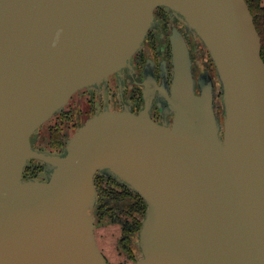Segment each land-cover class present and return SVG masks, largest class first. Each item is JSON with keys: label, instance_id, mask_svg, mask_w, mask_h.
<instances>
[{"label": "water", "instance_id": "1", "mask_svg": "<svg viewBox=\"0 0 264 264\" xmlns=\"http://www.w3.org/2000/svg\"><path fill=\"white\" fill-rule=\"evenodd\" d=\"M158 6L206 46L222 122L213 78L194 77L173 30L162 121L148 101L138 113L105 108L60 152L33 146L76 91L122 78ZM29 159L45 179L23 177ZM97 171L147 202L131 263L97 244ZM0 264H264V60L246 0H0Z\"/></svg>", "mask_w": 264, "mask_h": 264}, {"label": "flooded vegetation", "instance_id": "2", "mask_svg": "<svg viewBox=\"0 0 264 264\" xmlns=\"http://www.w3.org/2000/svg\"><path fill=\"white\" fill-rule=\"evenodd\" d=\"M154 14L157 24L148 30L143 43L132 56V66L130 68L124 67L123 76L120 80L115 74H111L106 85L101 83L98 87H85L72 95H76L77 100H75L74 106L75 108L80 107L79 114L81 116L83 112L80 102L83 100L88 103V109L84 115L86 119L90 113L93 115L105 108L119 111L124 107H128L131 111L138 113L148 101L151 105V117L156 121L163 120L158 101H160L161 95L160 87L169 82L172 75L170 35L173 30H180L188 43L187 36L190 32L186 30L179 18L171 14L168 7L158 6L154 9ZM201 73L195 78L197 79ZM101 88L104 90L103 93L98 92ZM86 89H93L97 93L92 94L94 96L90 98L91 94L89 95L85 91ZM72 96L65 107L72 100ZM97 107L100 109H96ZM63 110H68L70 115L72 114V111L67 108ZM167 117L171 118L172 114H167ZM74 123L72 122V124ZM40 178L45 179L46 177Z\"/></svg>", "mask_w": 264, "mask_h": 264}, {"label": "rangeland", "instance_id": "3", "mask_svg": "<svg viewBox=\"0 0 264 264\" xmlns=\"http://www.w3.org/2000/svg\"><path fill=\"white\" fill-rule=\"evenodd\" d=\"M264 5V0H262ZM188 44L191 49V58L193 62L192 70L194 77H196L199 73L207 70L214 82V110L215 114L218 116L220 122H222L223 112H222V102H221V89H220V81L217 77L214 63L210 57V54L200 40V38L193 34L189 33L187 36ZM86 92L89 93L90 98L97 93L93 89H86ZM103 89H99V93H103ZM94 94V95H92ZM75 100H77L76 95L72 96V100L65 107L71 110L72 118L69 123H65L64 125V139L68 140L69 136L80 126L85 120L86 111L88 109V103L86 101H81V108L83 115L79 114L80 107L75 108ZM72 102V104H71ZM80 106V104L78 103ZM96 109H100L97 107ZM90 113L88 117L91 115ZM72 122H75L72 124ZM52 123L49 119L43 125H41L32 135H31V143L33 146L46 151L47 150V140H48V125ZM35 172L37 174L36 177H44L45 170L42 161L38 159H29L23 170V177H31L30 174ZM126 202L115 200L113 201V206L124 208ZM111 212H107L104 215H96L94 216V224H95V236L97 244L102 251L103 255L109 262H120V263H131L135 260H131L130 251L126 249L124 243L122 241L123 234L121 224L124 218L128 217L126 211L115 212L112 217ZM138 234V233H137ZM133 235L130 241L131 252L135 254L136 259L141 256V251L138 245V236Z\"/></svg>", "mask_w": 264, "mask_h": 264}, {"label": "trees", "instance_id": "4", "mask_svg": "<svg viewBox=\"0 0 264 264\" xmlns=\"http://www.w3.org/2000/svg\"><path fill=\"white\" fill-rule=\"evenodd\" d=\"M246 2L261 37V57L264 60V5L262 0H246ZM71 118L72 116L68 110L56 113L50 118L52 123L48 125V147L46 151L58 153L62 150L66 142L64 139V125L69 123ZM30 176L37 178L35 172L31 173ZM94 184L97 192V201L93 210L94 216L111 212L110 215L113 217L115 212H127L128 217L124 218L121 224L122 241L126 249L130 251L131 260H136L135 254L131 252L130 241L132 236L138 233L147 202L137 192L119 183L113 176L100 171H97L94 175ZM115 200L125 201V207L113 206Z\"/></svg>", "mask_w": 264, "mask_h": 264}]
</instances>
